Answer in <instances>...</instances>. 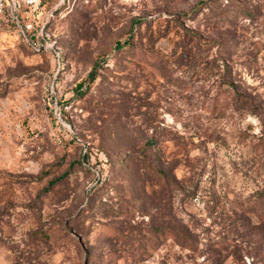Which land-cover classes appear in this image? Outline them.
<instances>
[{
  "label": "rangeland",
  "instance_id": "374dc122",
  "mask_svg": "<svg viewBox=\"0 0 264 264\" xmlns=\"http://www.w3.org/2000/svg\"><path fill=\"white\" fill-rule=\"evenodd\" d=\"M0 264H264V0H0Z\"/></svg>",
  "mask_w": 264,
  "mask_h": 264
},
{
  "label": "trees",
  "instance_id": "16d2710c",
  "mask_svg": "<svg viewBox=\"0 0 264 264\" xmlns=\"http://www.w3.org/2000/svg\"><path fill=\"white\" fill-rule=\"evenodd\" d=\"M124 44H128V40H126V41L124 42ZM115 46H116V47H119L120 44L116 43ZM95 69H96V67L92 68V70H91V71L88 73V75H87L86 81H87L88 85L91 84L92 82H94V80H95ZM83 86H84V82H80V83H78V84L76 85V87H75V92L81 95V94H82L81 88H82ZM53 184H54L53 181H51V182L49 183L50 186L53 185Z\"/></svg>",
  "mask_w": 264,
  "mask_h": 264
}]
</instances>
